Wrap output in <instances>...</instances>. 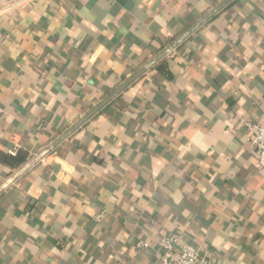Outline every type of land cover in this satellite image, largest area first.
Wrapping results in <instances>:
<instances>
[{"label":"crops","instance_id":"0c3cea01","mask_svg":"<svg viewBox=\"0 0 264 264\" xmlns=\"http://www.w3.org/2000/svg\"><path fill=\"white\" fill-rule=\"evenodd\" d=\"M241 120L264 125V0H0V264H155L178 231L264 264Z\"/></svg>","mask_w":264,"mask_h":264},{"label":"built area","instance_id":"2783aa9c","mask_svg":"<svg viewBox=\"0 0 264 264\" xmlns=\"http://www.w3.org/2000/svg\"><path fill=\"white\" fill-rule=\"evenodd\" d=\"M168 50L167 55L171 57L177 54L176 46L174 48L170 47ZM241 125L248 131L249 141L257 152L258 168L264 172V125L250 120H241ZM18 152V148H14L9 151V155L17 157ZM102 218L103 212L98 214L95 219L99 222ZM181 237L178 231L163 236L157 242L154 246L158 256L155 264H217L206 246L182 243ZM138 247L149 249L151 244L145 240H139Z\"/></svg>","mask_w":264,"mask_h":264},{"label":"water","instance_id":"95a60500","mask_svg":"<svg viewBox=\"0 0 264 264\" xmlns=\"http://www.w3.org/2000/svg\"><path fill=\"white\" fill-rule=\"evenodd\" d=\"M174 47H175V46H173V47H171V48H174ZM169 50H170V49H169ZM169 50L167 49L166 52H165V54H167ZM49 152H50L49 150L43 152V153L40 155L39 159H42V158H43L46 154H48Z\"/></svg>","mask_w":264,"mask_h":264}]
</instances>
